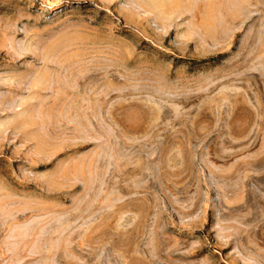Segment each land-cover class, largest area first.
<instances>
[{
  "label": "rangeland",
  "instance_id": "obj_1",
  "mask_svg": "<svg viewBox=\"0 0 264 264\" xmlns=\"http://www.w3.org/2000/svg\"><path fill=\"white\" fill-rule=\"evenodd\" d=\"M0 248L264 264V0H0Z\"/></svg>",
  "mask_w": 264,
  "mask_h": 264
},
{
  "label": "crops",
  "instance_id": "obj_2",
  "mask_svg": "<svg viewBox=\"0 0 264 264\" xmlns=\"http://www.w3.org/2000/svg\"><path fill=\"white\" fill-rule=\"evenodd\" d=\"M21 255L18 253L16 255ZM20 262L19 257L15 256V252H4L2 248H0V264H18Z\"/></svg>",
  "mask_w": 264,
  "mask_h": 264
}]
</instances>
